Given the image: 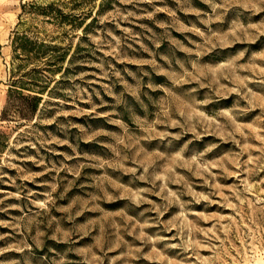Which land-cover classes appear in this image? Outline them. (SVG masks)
<instances>
[{"label": "rangeland", "instance_id": "rangeland-1", "mask_svg": "<svg viewBox=\"0 0 264 264\" xmlns=\"http://www.w3.org/2000/svg\"><path fill=\"white\" fill-rule=\"evenodd\" d=\"M0 264H264V0H0Z\"/></svg>", "mask_w": 264, "mask_h": 264}, {"label": "trees", "instance_id": "trees-1", "mask_svg": "<svg viewBox=\"0 0 264 264\" xmlns=\"http://www.w3.org/2000/svg\"><path fill=\"white\" fill-rule=\"evenodd\" d=\"M32 5V4H31ZM26 4L22 6L25 10ZM42 14L46 16H54L59 18L62 23L69 22V14L65 13L61 8L55 7L53 3L48 4L40 9ZM80 26L79 23H73ZM12 46L14 50V61H18L16 71H13V84L9 89V97L13 93H18L24 101H26L27 110L31 113L37 112L45 93H54V86L50 88L49 82L43 80L45 71L54 74L61 72L64 68L63 63L67 60L69 52L61 51L59 45L48 43L45 40H38L30 36L26 32L16 31L12 37ZM69 61H74L70 58ZM34 62L42 64L32 69L26 70L28 63ZM69 68L64 70V74ZM50 88V89H49ZM23 91H29L31 94L24 95Z\"/></svg>", "mask_w": 264, "mask_h": 264}]
</instances>
